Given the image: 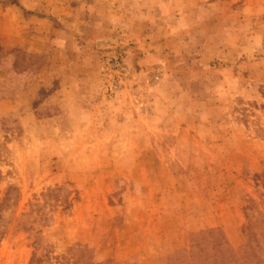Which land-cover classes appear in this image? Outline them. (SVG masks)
Returning <instances> with one entry per match:
<instances>
[{"label":"rangeland","instance_id":"obj_1","mask_svg":"<svg viewBox=\"0 0 264 264\" xmlns=\"http://www.w3.org/2000/svg\"><path fill=\"white\" fill-rule=\"evenodd\" d=\"M264 264V0H0V264Z\"/></svg>","mask_w":264,"mask_h":264},{"label":"trees","instance_id":"obj_2","mask_svg":"<svg viewBox=\"0 0 264 264\" xmlns=\"http://www.w3.org/2000/svg\"><path fill=\"white\" fill-rule=\"evenodd\" d=\"M54 264H61V263L59 261H57V259H56V262Z\"/></svg>","mask_w":264,"mask_h":264}]
</instances>
